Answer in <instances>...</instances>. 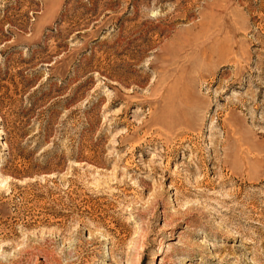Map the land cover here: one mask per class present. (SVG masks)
<instances>
[{"label": "rangeland", "instance_id": "374dc122", "mask_svg": "<svg viewBox=\"0 0 264 264\" xmlns=\"http://www.w3.org/2000/svg\"><path fill=\"white\" fill-rule=\"evenodd\" d=\"M0 120V264H264V0H0Z\"/></svg>", "mask_w": 264, "mask_h": 264}, {"label": "bare ground", "instance_id": "6f19581e", "mask_svg": "<svg viewBox=\"0 0 264 264\" xmlns=\"http://www.w3.org/2000/svg\"><path fill=\"white\" fill-rule=\"evenodd\" d=\"M1 121V120H0ZM0 133H2V131L0 132ZM4 134V133H3ZM4 146H6V145H4Z\"/></svg>", "mask_w": 264, "mask_h": 264}]
</instances>
